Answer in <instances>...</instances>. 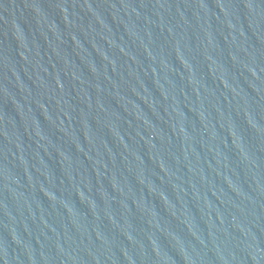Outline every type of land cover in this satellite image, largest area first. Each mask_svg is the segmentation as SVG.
I'll list each match as a JSON object with an SVG mask.
<instances>
[{"label": "water", "instance_id": "obj_1", "mask_svg": "<svg viewBox=\"0 0 264 264\" xmlns=\"http://www.w3.org/2000/svg\"><path fill=\"white\" fill-rule=\"evenodd\" d=\"M0 264H264V0H0Z\"/></svg>", "mask_w": 264, "mask_h": 264}]
</instances>
